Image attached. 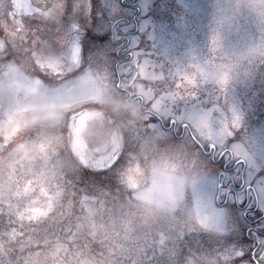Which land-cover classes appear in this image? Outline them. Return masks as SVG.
<instances>
[{
    "label": "rangeland",
    "instance_id": "374dc122",
    "mask_svg": "<svg viewBox=\"0 0 264 264\" xmlns=\"http://www.w3.org/2000/svg\"><path fill=\"white\" fill-rule=\"evenodd\" d=\"M10 10L27 15V0H0V48L19 32V17L11 20ZM33 11L24 18L30 45L26 39L12 45L6 72L0 56V264L13 254L12 264H261L264 0H57L46 12ZM125 20L130 23L122 25ZM116 21L121 24L112 31ZM90 34L103 39L93 42ZM123 37L129 41L121 55L133 58L117 67ZM137 61L160 96L173 95L185 75L200 86L145 117L138 105L105 92L100 113L93 110L81 126V142L106 146L142 119L154 139L131 157L119 181L123 193L78 201L61 185L72 172V153H81L80 141L65 123L67 110L45 104L37 78L57 87L101 72L115 85L135 75L129 66ZM51 67L65 75L53 77ZM205 117L218 131L221 122L228 129L217 140L222 151L193 138L194 124ZM161 175L164 184L154 189ZM10 199L19 213L6 232ZM37 203L50 216L30 223Z\"/></svg>",
    "mask_w": 264,
    "mask_h": 264
},
{
    "label": "snow or ice",
    "instance_id": "6c2138e0",
    "mask_svg": "<svg viewBox=\"0 0 264 264\" xmlns=\"http://www.w3.org/2000/svg\"><path fill=\"white\" fill-rule=\"evenodd\" d=\"M27 6V15L23 13L18 14L14 10L8 12L9 18L13 21H16L19 17V24L17 25L19 32L16 40L5 38L4 45L0 48V56H4L5 58L3 61L6 65L5 72L7 71V66L10 65L8 64L10 59L8 53L12 45L22 43V40L25 39L26 43L24 44L30 45L29 36H24L26 31L24 18L26 16L36 15L37 13L33 11V5L30 0H27ZM90 38L93 42L103 39L101 37L91 36V34ZM217 43L218 41L214 39L213 45L216 46ZM38 50L39 47L30 50V57ZM70 63L72 66H76L79 63L78 55L75 51L71 54ZM18 64L19 62L17 61ZM48 70L56 78H61L65 75L64 71L58 70L55 67H51ZM132 71L135 75L129 72L127 74L128 82L115 85L106 74L101 72H89L79 79L70 82L61 81L57 87H50L39 78L37 80L42 85L40 94L45 104L54 109L67 110L65 112V123L73 133L74 142L80 141L82 135L81 126L88 124L93 110L97 114L100 113V100L105 92H110L113 99L128 101L138 105L141 109L142 117H145L149 113L159 111L162 105L183 100L186 92L194 91L200 86L196 77L185 75L180 84H175L176 92L173 95L160 96L158 93L150 90V88H154V79H152V74H150L147 67H141L137 61ZM200 72L202 75H207L204 69H200ZM4 79V73H0V80ZM219 82L222 85H226L228 82L227 75L221 77ZM185 90L187 91L185 92ZM77 105L78 107H76ZM152 122L155 123V121ZM147 124L148 121L142 119L135 125H129V131L122 133L119 141L113 142L110 140L106 146H101L100 144L93 145L84 141L80 155H77L75 152L72 153L69 163L72 172L61 187L65 188V190L71 187L76 193L78 201H83L84 203H87L90 198L99 196L105 192L113 196L117 192L123 193L125 186L121 185L119 181L127 171L131 157L139 151L143 141L154 139ZM218 127L219 131L213 125L211 118L205 117L200 123L194 124V131L197 135L193 138L208 141L213 151H216L218 148L222 151L223 145H218L217 140L222 136L226 137L228 135V129L224 122H221ZM124 179L127 180L128 177L125 176ZM165 179L163 175L157 177L154 181V189L162 187ZM154 189L147 190V194H151ZM37 195V193H33L32 197L29 198V204H31L32 200L36 199ZM127 195L131 199L132 191L128 190ZM7 209V221L4 223V228L6 232H9L15 227L14 222L19 213V209L13 211L11 199L8 201ZM32 211H36L40 215L33 218L31 216ZM28 215L30 217V223H38L40 221H46L50 213H47L45 208L40 207L37 203L29 209ZM13 260L14 254L10 256L8 264H12ZM261 264H264V261H261Z\"/></svg>",
    "mask_w": 264,
    "mask_h": 264
},
{
    "label": "water",
    "instance_id": "95a60500",
    "mask_svg": "<svg viewBox=\"0 0 264 264\" xmlns=\"http://www.w3.org/2000/svg\"><path fill=\"white\" fill-rule=\"evenodd\" d=\"M32 5L41 11H48L56 0H30Z\"/></svg>",
    "mask_w": 264,
    "mask_h": 264
},
{
    "label": "flooded vegetation",
    "instance_id": "af4514ba",
    "mask_svg": "<svg viewBox=\"0 0 264 264\" xmlns=\"http://www.w3.org/2000/svg\"><path fill=\"white\" fill-rule=\"evenodd\" d=\"M124 39V38H123ZM126 56V55H125ZM124 55H121V52L117 53V57L119 58V63L122 64L123 62H128L130 63L131 60H128V57H125ZM132 65L129 66V68L131 67ZM84 141H80V145H81V151H82V145H83ZM88 143V142H87Z\"/></svg>",
    "mask_w": 264,
    "mask_h": 264
}]
</instances>
